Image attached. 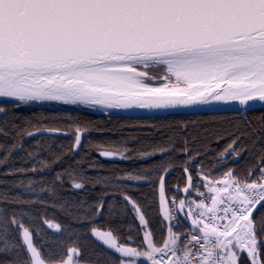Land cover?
Returning <instances> with one entry per match:
<instances>
[{
  "label": "snow or ice",
  "instance_id": "obj_1",
  "mask_svg": "<svg viewBox=\"0 0 264 264\" xmlns=\"http://www.w3.org/2000/svg\"><path fill=\"white\" fill-rule=\"evenodd\" d=\"M141 66L163 74L150 76L138 71ZM0 97L20 105L184 106L208 113L166 125L168 132L158 141L90 145L105 159L145 162L130 170L104 169L94 160L85 169L87 152L69 159L84 144L87 121L82 127L70 114L41 117L37 127L27 117H6L0 125L6 138L0 143V176L15 179L0 180L7 186L0 190V252L11 255L2 264H79L76 247L58 256L46 253L18 217L29 215L26 209L33 204L53 201L74 219L91 223L116 193L132 204L143 239L132 247L137 243L132 237L118 243L113 231L92 227V235L119 257L108 264H238L244 253L245 264H264V213L254 216V209L264 205V112L247 114L256 102L264 106V0H0ZM5 113L0 107V115ZM60 136L70 142L57 143ZM211 138L229 143L207 158L213 150L200 140L210 144ZM257 146L255 167L246 175L227 168L220 179L212 176L229 155L239 159ZM178 156L185 159L179 162ZM56 165L62 167L54 171ZM177 167L186 177L183 187L179 180L169 187L167 176ZM130 183L150 185L153 203L158 193L162 240L126 194ZM89 184L101 189L91 203L65 195ZM113 208L108 201L109 216ZM17 226L20 240L10 242Z\"/></svg>",
  "mask_w": 264,
  "mask_h": 264
},
{
  "label": "trees",
  "instance_id": "obj_2",
  "mask_svg": "<svg viewBox=\"0 0 264 264\" xmlns=\"http://www.w3.org/2000/svg\"><path fill=\"white\" fill-rule=\"evenodd\" d=\"M149 75L159 76L163 74L162 69L155 67L146 68ZM151 82V81H147ZM0 107L6 109V113L0 116V125L3 124L5 118H10L15 115L19 118L27 117L32 120V123L36 124L37 127L40 126L39 119L41 117L50 116H64L70 114L73 117H77L81 122V126L84 127V121L89 122L87 125L90 129L88 135L84 136V144L81 145V149L74 156L69 159L78 160L81 156H84L85 152L88 155L85 157V163L83 167L88 168V163L91 161H96L97 166H103L104 169L111 168H124L131 169L133 167L140 166L145 163L139 160H123V159H105L100 157L97 152L98 149L91 147L92 143H99L104 141H113L114 147H133L139 145L140 143L154 142L158 141L168 132L166 125L174 124L176 121H191L202 118L208 113L199 114H175L166 116H123L110 112H105L101 110L91 109L88 107H75L68 106L60 103H32L28 105H20L18 102H5L0 101ZM254 111H250L247 114L249 117L259 116L264 112L263 107L254 108ZM15 123H21V119L14 121ZM45 126H54L48 120L43 121ZM67 123V121H64ZM155 125V127H152ZM10 128V124H9ZM190 132H197L196 128H189ZM35 139H40L36 137ZM57 143H64L67 145L70 142V137L60 136L55 138ZM6 138L0 136V143L5 142ZM129 141L127 145L124 141ZM134 141V143H133ZM11 142L10 139L7 141ZM26 143H31V141H26ZM200 143L206 144L213 151L207 153V158L215 157L217 153L225 148L229 143L228 138L221 139L216 142L215 138H211V143L208 140L201 139ZM180 145H177L179 147ZM107 145L104 149L106 150ZM258 148L254 149L251 153L245 151L243 152L239 159H233L230 155L228 157V162L224 167L219 168L217 171L212 173V176L216 179L221 178L224 171L227 168H235L236 175L238 177L246 175L249 168H254L256 163V158L259 155ZM147 150V149H143ZM129 155H132L129 153ZM156 159H159L157 157ZM185 159L183 156H178L177 160L182 162ZM213 161H209L208 166L211 167ZM62 167V165L54 166V171ZM195 168V165L192 166ZM3 171V168H0ZM89 175H94L95 173H88ZM102 174H107L103 172ZM123 173H121L122 175ZM138 174V173H134ZM195 177V172H192ZM35 178V177H34ZM8 179L12 180L15 177H2L0 180ZM186 177L183 175V168L177 167L170 172L167 176V182L169 187L175 184L178 180L180 181L181 187ZM7 187L4 184H0V190ZM67 187V185H65ZM127 195L131 197L133 201L140 206L145 214V218L148 221L149 229L153 230L156 235V239L162 240V236L158 229L161 224V217L159 213V198L158 193L153 203V193L152 188L148 184H128L127 185ZM201 189H204L203 184H201ZM101 191L100 187L97 186L93 188L90 184L78 192H68L65 195L75 196V197H86L91 203L97 198L98 193ZM107 191V190H106ZM12 194V193H10ZM108 201L114 202L113 215L109 216L107 214ZM2 206V205H0ZM105 213L101 214L98 218L94 219L91 223L82 222L81 220L74 219L72 216L68 215L66 211H62L58 206L54 204L53 201H48L46 204L36 203L31 205L26 211L29 215L18 217V220L24 223L25 227L30 230L33 234L34 243L40 246L43 243L46 253L50 251L53 256H58L59 253L63 252L66 254L67 247L73 246L78 249V261L79 264H108L109 258L119 259L118 255L106 248L102 243L98 242L96 238L91 233V228L96 227L100 230H111L113 234L117 237L118 243H128L129 237H132L137 243L131 244L130 246H138V242L143 239V233L140 230L139 220L137 219L136 212L133 209L132 204L124 201L119 193L115 196L109 195L105 201ZM261 213H264V205L259 206L255 211L254 216L259 217ZM46 221H51V224L59 225L60 228L51 227ZM165 228L167 224L165 223ZM186 227L189 225L185 224ZM65 228L67 230H65ZM37 232L39 235L37 236ZM69 232L72 234L69 235ZM12 237H15L16 242L20 240V230L17 226L15 231L9 236V241H12ZM261 239H264V235H261ZM63 242L62 244L60 242ZM11 259V255L5 252H0V264L4 260ZM246 253L239 257L238 264H245Z\"/></svg>",
  "mask_w": 264,
  "mask_h": 264
},
{
  "label": "water",
  "instance_id": "obj_3",
  "mask_svg": "<svg viewBox=\"0 0 264 264\" xmlns=\"http://www.w3.org/2000/svg\"><path fill=\"white\" fill-rule=\"evenodd\" d=\"M138 71L148 73L146 71V68L143 66L138 68ZM0 101L16 102V101L11 100L10 98H5V97H0ZM47 103H57V102H47ZM60 104H63V103L60 102ZM68 106L87 107V106H83V105H68ZM257 107H263V106H261L259 102H256V104L254 105V108H257ZM88 108L101 110V111H105V112H110V113L123 115V116H145V117L166 116V115H175V114L207 113L203 110H197L196 108H188V107H184V106H177V107L168 108V109H148V108H140L138 106H132V107L127 108V109L109 108L107 110H103L100 106L88 107ZM0 116H2V115H0ZM258 208H259V206L256 209H254V213ZM96 240L98 242H100L97 238H96ZM100 243H102V242H100Z\"/></svg>",
  "mask_w": 264,
  "mask_h": 264
},
{
  "label": "rangeland",
  "instance_id": "obj_4",
  "mask_svg": "<svg viewBox=\"0 0 264 264\" xmlns=\"http://www.w3.org/2000/svg\"><path fill=\"white\" fill-rule=\"evenodd\" d=\"M218 179H220V178H218ZM202 192H206L207 190H205V188L204 189H200ZM197 198V195H196V193L195 192H193V199H196ZM185 211H186V209H185ZM51 227H55V225L54 224H51ZM184 227H185V225H184ZM179 228V227H178ZM176 228L175 229V231H179V230H181V228ZM133 247H137V246H133Z\"/></svg>",
  "mask_w": 264,
  "mask_h": 264
},
{
  "label": "built area",
  "instance_id": "obj_5",
  "mask_svg": "<svg viewBox=\"0 0 264 264\" xmlns=\"http://www.w3.org/2000/svg\"><path fill=\"white\" fill-rule=\"evenodd\" d=\"M219 215H221V216L223 215V211H222V210H221V212L219 213ZM179 232H181V231H179ZM186 239H187V238L185 237L184 240H186ZM184 240H181V244L184 243Z\"/></svg>",
  "mask_w": 264,
  "mask_h": 264
}]
</instances>
